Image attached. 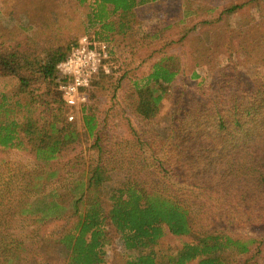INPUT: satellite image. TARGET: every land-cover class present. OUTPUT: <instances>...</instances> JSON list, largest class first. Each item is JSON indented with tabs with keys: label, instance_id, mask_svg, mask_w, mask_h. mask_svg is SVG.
Masks as SVG:
<instances>
[{
	"label": "trees",
	"instance_id": "16d2710c",
	"mask_svg": "<svg viewBox=\"0 0 264 264\" xmlns=\"http://www.w3.org/2000/svg\"><path fill=\"white\" fill-rule=\"evenodd\" d=\"M79 1L87 3V24L93 29L84 34L93 41L108 43L113 62L109 73L101 69L93 77L90 101L81 109L86 133L95 136L99 151L104 149L103 130L113 118L109 109L102 111L101 97L112 88L111 98L115 99L128 74L121 73L123 61L115 57H122L121 49L134 41L136 45L150 44L160 38L164 30L138 36L135 27L144 6L167 0ZM242 6L231 4L223 13H235ZM81 36L40 49L0 43V82L9 81L15 87L14 94L0 89V149L30 151L38 164H43L24 186L17 187L18 176L12 174L13 170L0 178V207L3 201L16 198V191L23 187L33 200L25 203L22 213L35 212L31 209L34 207L44 214L40 220H63L64 225L55 234L56 241L67 249V264H106L109 226L120 235L126 251H134L125 264H191L195 260L197 264H232L223 258V252L245 254L254 244L263 243L257 237H234L215 230L196 235L175 250L155 248L166 227L177 236L194 234L190 211L198 209L197 199L208 198L220 210L233 209L242 216L253 210L258 215L250 216L262 223L264 206L259 204H264V154L253 155V162H239L248 154L233 156L228 141L234 149L240 148V140L250 143L249 135L254 130L249 124L261 116L264 85L248 96L236 93L228 107L195 111L182 120L175 117L171 131L162 138L153 122L165 112L180 65L174 55L164 54L155 60L150 55L149 70L133 80L131 112L137 124L133 134L138 148L152 155L151 163L161 169L163 178L178 179L176 188L151 190L134 178L109 187L112 168L102 163L103 154L88 170L79 172H66L65 165L47 166L69 160L66 157L81 142L78 123L68 120V108L58 89L63 77L57 69ZM227 192L240 199L236 203L227 198L223 201ZM8 223L0 221V264H47V258L42 257L44 246L39 247L44 236L53 239L54 234L11 232Z\"/></svg>",
	"mask_w": 264,
	"mask_h": 264
},
{
	"label": "rangeland",
	"instance_id": "374dc122",
	"mask_svg": "<svg viewBox=\"0 0 264 264\" xmlns=\"http://www.w3.org/2000/svg\"><path fill=\"white\" fill-rule=\"evenodd\" d=\"M231 4L243 6L235 13H223L225 7ZM143 8L138 12L135 27L138 36L150 30L164 32L150 44L142 42L143 44L136 45L135 41L134 44H128L121 49L122 57H115L116 60L123 61L121 73L128 74L115 99L111 98L112 88L101 97L102 111L109 109L113 115L108 127L103 130L106 134L102 141L104 149L98 151L95 136L86 133L80 109L75 111L76 118L73 120L79 126L80 144L66 157L69 160L54 162L48 164V167L65 165L66 172L88 170L90 165L95 164L98 155L103 154L102 163L112 168L109 187L134 178L151 190L158 187L163 189L164 186L176 188L178 179L174 176L163 178L161 169H156L154 163H151L154 159L152 155L138 148V141L133 134V129L137 126L131 112L133 80L149 70L152 59L149 62L147 59L150 55L154 56L153 59L164 54L174 55L180 65V73L172 95L167 100L165 112L153 122L156 133L162 138L171 131L175 117L182 120L195 111L199 113L205 109L228 107L235 100L233 97L236 93L248 96L257 93L264 85V0H167L150 3ZM87 13V3L79 0H0V43L18 44L27 50L30 47L40 49L58 45L69 41L73 36L79 37L85 35L86 31H93L87 24ZM109 59L107 66L110 72L113 62L112 58ZM3 83L0 82V89L14 94L13 83ZM91 93L90 87L89 101ZM260 104L261 116L249 124L255 131L249 135L250 143L240 140V148L234 149L228 141L229 152L233 156L239 155L238 158L248 154L241 157L239 162L254 161L253 155L259 157L264 154V100ZM38 112L39 110L37 115ZM130 119H133L134 124ZM249 151L254 154L248 153ZM39 165L43 164H38L30 151L0 149V178L5 177L8 170H13L12 174L18 176L17 180L16 177L13 179L18 182L17 187L26 185L33 173L38 171L36 168ZM182 170H185V166ZM23 189L20 187L16 191V198L11 201H3L0 221H9L6 225L11 232L27 233L36 230L42 236L53 233V239L44 236L40 243L39 250L44 246L42 257L47 258V264H67V249L56 241L55 234L64 225V221L56 217L40 220L44 214L34 207L31 209H35V212L22 213L25 203L33 200ZM230 193L232 192H227L221 199L224 201L227 198L226 201L236 203L240 196L229 195ZM197 201L198 209L193 207L190 211L194 234L177 236L166 227L156 249L175 250L183 242L194 240L196 235L217 230L234 237L253 236L263 240V243L254 244L251 251L245 254L239 255L229 250L223 252V258L227 262L264 264V220L258 223L250 216L258 213L252 210L248 214V220L247 214L242 216L233 209L220 210L208 198ZM259 206L263 207L264 204ZM237 208L235 207L236 210ZM261 214L264 215V211ZM108 233L111 240L105 246L106 264H125L129 253L134 251H126L120 235L112 226H109ZM191 264H197V261Z\"/></svg>",
	"mask_w": 264,
	"mask_h": 264
},
{
	"label": "built area",
	"instance_id": "2783aa9c",
	"mask_svg": "<svg viewBox=\"0 0 264 264\" xmlns=\"http://www.w3.org/2000/svg\"><path fill=\"white\" fill-rule=\"evenodd\" d=\"M110 58V48L106 42L93 41L87 34L81 36L69 54L57 64V69L63 80L58 89L63 102L69 109V121L76 118L79 111L88 103V91L93 77L99 70L109 72L107 61Z\"/></svg>",
	"mask_w": 264,
	"mask_h": 264
}]
</instances>
